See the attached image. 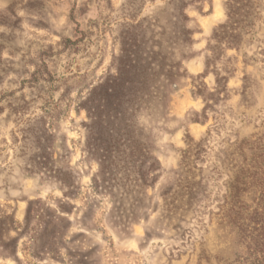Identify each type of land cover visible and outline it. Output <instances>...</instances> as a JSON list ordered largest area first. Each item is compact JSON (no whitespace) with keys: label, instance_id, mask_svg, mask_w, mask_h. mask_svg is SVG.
Segmentation results:
<instances>
[{"label":"rangeland","instance_id":"rangeland-1","mask_svg":"<svg viewBox=\"0 0 264 264\" xmlns=\"http://www.w3.org/2000/svg\"><path fill=\"white\" fill-rule=\"evenodd\" d=\"M228 1L0 0V264H226L245 254L222 206L238 146L264 145V0L233 33L220 30ZM122 58L139 77H160L162 100L138 113L156 169L139 171L145 184L127 186L139 202L115 212L104 190L115 184L94 183L86 109Z\"/></svg>","mask_w":264,"mask_h":264},{"label":"trees","instance_id":"trees-1","mask_svg":"<svg viewBox=\"0 0 264 264\" xmlns=\"http://www.w3.org/2000/svg\"><path fill=\"white\" fill-rule=\"evenodd\" d=\"M226 8L227 21L220 30H230L233 33L248 27L254 11L252 0H230L226 3ZM218 31L216 30V36ZM239 37L238 34L230 36L232 40H238ZM150 66L149 64L147 69L152 71ZM139 70L137 64L119 59L117 75L98 86L102 97L88 100L91 106L86 109L89 120L86 125V146L88 153L99 165L94 183L99 189L102 187L100 183L115 184L112 188H103L112 196L115 212L123 201L132 199L131 208L139 200L141 191L132 189L145 184L139 177V171L144 168L145 171L156 169L150 149L141 139L138 113L142 110L153 111L158 106L162 100V95L158 92L162 84L160 77L155 79L154 73L144 78L139 77ZM166 73L169 75L170 71L167 70ZM126 87L129 88L126 90ZM245 146H248L250 157L244 151ZM189 152L190 150L184 151V160L188 159ZM236 155L241 161L240 164L236 162L232 165L234 171H231L232 177L222 212L226 219L237 225L246 252L236 255L235 259L226 264H264V145L259 140L252 144L243 142L236 149ZM183 179L186 181L188 177L184 176ZM194 184L192 180L188 181L183 187L185 191L180 192V202L185 207L193 204L196 198ZM128 185L132 187H127ZM245 197H249L253 205L247 204Z\"/></svg>","mask_w":264,"mask_h":264}]
</instances>
